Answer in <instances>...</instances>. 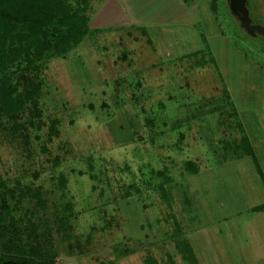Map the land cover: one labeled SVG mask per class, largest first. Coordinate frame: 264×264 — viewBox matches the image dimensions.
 I'll return each instance as SVG.
<instances>
[{
	"label": "rangeland",
	"instance_id": "obj_1",
	"mask_svg": "<svg viewBox=\"0 0 264 264\" xmlns=\"http://www.w3.org/2000/svg\"><path fill=\"white\" fill-rule=\"evenodd\" d=\"M247 1L264 26V0ZM66 5L83 34L0 19V252L222 264L226 212L264 196V37L227 0ZM2 6L34 15L29 0ZM244 137L254 159L234 160Z\"/></svg>",
	"mask_w": 264,
	"mask_h": 264
},
{
	"label": "trees",
	"instance_id": "obj_2",
	"mask_svg": "<svg viewBox=\"0 0 264 264\" xmlns=\"http://www.w3.org/2000/svg\"><path fill=\"white\" fill-rule=\"evenodd\" d=\"M32 4L33 14L29 15V11L21 12V10L14 9L9 11L4 9L2 6L3 0H0V19L3 21L11 22L15 24H28L32 27L44 29L47 34L53 38H57L58 35L69 34H83L84 31V19L80 16L69 14L68 7L66 5V0H29ZM2 36L5 35V32H1ZM74 38V37H72ZM241 145L244 146L243 149L245 152L242 154L250 156L254 159V152L249 146L248 138L244 137V140H241ZM241 150L237 149V152ZM239 154V153H238ZM241 154V153H240ZM241 154V155H242ZM186 167L189 168L188 175H194L198 173V167L189 162ZM259 174L261 175L260 170L258 169ZM264 183V182H263ZM264 209V204L253 208L254 211ZM0 264H36L29 259L22 257H11L5 256L0 252ZM39 264H51L49 262L39 263Z\"/></svg>",
	"mask_w": 264,
	"mask_h": 264
},
{
	"label": "crops",
	"instance_id": "obj_3",
	"mask_svg": "<svg viewBox=\"0 0 264 264\" xmlns=\"http://www.w3.org/2000/svg\"><path fill=\"white\" fill-rule=\"evenodd\" d=\"M250 148L254 150L251 143ZM231 158L234 160L252 159L250 156L244 154H234ZM259 170L261 171V169ZM257 173L260 175L259 172L256 171V174ZM260 193L263 195L264 189L260 188ZM263 204L264 196L255 202V204L248 206V211L245 213V216L236 215L239 214L238 212L236 214H234L235 212H226L223 218L224 220H226L227 216L233 217H231V219L228 218L232 220L230 224L231 228L224 225L230 254L227 260L222 259L225 263L232 260V264H264V209L257 211L253 210V208ZM212 240H215L214 247H216L218 243H221L217 241L216 237ZM209 245H211V243H209ZM213 261V264H218V258L215 257ZM224 262L222 264H224Z\"/></svg>",
	"mask_w": 264,
	"mask_h": 264
},
{
	"label": "water",
	"instance_id": "obj_4",
	"mask_svg": "<svg viewBox=\"0 0 264 264\" xmlns=\"http://www.w3.org/2000/svg\"><path fill=\"white\" fill-rule=\"evenodd\" d=\"M227 5L229 11L237 16L239 26L248 35L264 37V26L252 21L247 0H227Z\"/></svg>",
	"mask_w": 264,
	"mask_h": 264
},
{
	"label": "flooded vegetation",
	"instance_id": "obj_5",
	"mask_svg": "<svg viewBox=\"0 0 264 264\" xmlns=\"http://www.w3.org/2000/svg\"><path fill=\"white\" fill-rule=\"evenodd\" d=\"M253 21V20H252ZM238 22V21H237ZM258 23V22H257ZM258 24H260V23H258ZM261 25V24H260ZM254 37H256V36H254Z\"/></svg>",
	"mask_w": 264,
	"mask_h": 264
}]
</instances>
